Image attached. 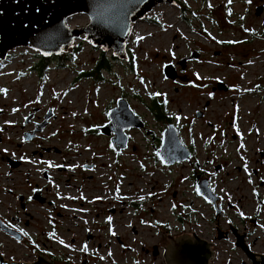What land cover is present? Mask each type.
Segmentation results:
<instances>
[{
    "label": "rangeland",
    "instance_id": "rangeland-1",
    "mask_svg": "<svg viewBox=\"0 0 264 264\" xmlns=\"http://www.w3.org/2000/svg\"><path fill=\"white\" fill-rule=\"evenodd\" d=\"M89 22L79 13L67 25ZM135 26L127 59L82 37L66 54L19 47L0 65V214L27 235L18 241L0 229L5 260L167 264L168 236L196 233L214 244L210 264H251L237 226L264 254V0H175ZM103 58L102 78L84 76ZM120 98L145 127L127 130L129 145L117 153L99 127ZM158 100L171 121L151 109ZM169 123L194 157L165 166L155 149ZM196 170L221 195L224 215L200 204ZM36 190L44 202L31 198Z\"/></svg>",
    "mask_w": 264,
    "mask_h": 264
},
{
    "label": "water",
    "instance_id": "water-1",
    "mask_svg": "<svg viewBox=\"0 0 264 264\" xmlns=\"http://www.w3.org/2000/svg\"><path fill=\"white\" fill-rule=\"evenodd\" d=\"M163 3L175 5V0H0V65L11 51L19 47H28L45 57L66 54L74 41L82 37L104 51H112L116 57L127 59V42L134 25ZM262 12L263 6L257 7L256 14L260 15ZM79 13L89 17V24L81 28H69L67 20ZM197 57L194 52L191 56L182 58L179 64L185 68L189 60ZM163 71L168 78L178 77L173 64L165 65ZM217 86L221 89L228 88L223 82H218ZM144 127V120L131 108L129 101L120 98L116 107L108 112V122L99 127V131L111 137L112 148L120 153L129 145L127 130ZM27 136L28 134L24 139ZM155 153L165 166L185 162L192 155L190 148L183 143L178 127L173 123H169L164 129L160 147L155 149ZM197 190L205 200L217 207L219 197L209 186V180L197 176ZM34 198L43 201L39 192L35 193ZM216 210L219 215L221 210L218 207ZM0 229L18 241L23 240L22 234L1 218ZM232 233L237 238L236 245L245 252L251 264H264V254L254 252L247 244L248 234L240 235L238 226L232 228ZM168 239V243L162 246L167 264H210L216 256L214 244L196 233L168 236ZM158 253L155 247L154 254ZM0 264L49 262L41 255L35 262H9L0 253Z\"/></svg>",
    "mask_w": 264,
    "mask_h": 264
},
{
    "label": "flooded vegetation",
    "instance_id": "flooded-vegetation-1",
    "mask_svg": "<svg viewBox=\"0 0 264 264\" xmlns=\"http://www.w3.org/2000/svg\"><path fill=\"white\" fill-rule=\"evenodd\" d=\"M185 80H187V78H185ZM214 90H215V88H214ZM49 113H50V114H49L48 117H46V120L49 119V117L52 115V111L49 112ZM29 119H30V118H29ZM144 122H145V121H144ZM46 123H47V122H45V124H43V126L46 125ZM167 125H168V124H167ZM163 131H164V130H163ZM190 150H191V152H192V155H191V158H192V157H194V152H193L192 149H190ZM262 154H263V153H262ZM191 158H190V159H191ZM254 172L256 173L257 171L254 170ZM197 176H200L201 179H207V180H209V186L213 189L214 193L219 197V200L217 201V207L221 210V213H220L219 215H224L223 208H222V204H221V195L218 194V193L215 191L214 187L212 186V184H211V182H210L209 177H207L205 174L199 172L198 170H196V171H195V174H194L195 192H196L197 198H198V199H202V200H204V201H205L206 203H208V204H211L212 207H213V209L215 210V213L217 212V210H216L217 207L215 208V206H214L212 203H210V202H208L207 200H205V198H203V197L199 194V192H198V190H197ZM262 184H264V182H263ZM36 192H39V195L41 196V193H42L41 190H36L35 193H36ZM34 195H35V194H34ZM34 195L31 197L32 199H35V198H34ZM19 198H20V199H23V196H20ZM42 198H43V201H42L41 199H40V201H41V202H44V201H45V198H44V197H42ZM257 198L260 200V203H261V204L264 203V197L261 198V195H260V196H258ZM35 200H36V199H35ZM216 216H217V213H216ZM0 218H1V220H2L4 223H6L7 225L11 226L13 229H15L16 231H18L19 233H21L22 236H23V239H26L27 235H25L26 233H24V231H21L20 229H18V228L15 226V224L9 222V221L7 220V218H5L4 216H2L1 214H0ZM250 220H251V222H252L253 225H257V224H258V223H257V220H255V219H250ZM250 224H251V223H250ZM247 244H248V242H247ZM251 244H252V243H251ZM156 247H157V246H156ZM154 248H155V246H154ZM213 250H214V249H213ZM148 251H149V250H148ZM158 252H159V251H158ZM164 253H165V251H163V255H164ZM51 257H53V256H51ZM33 262H35V261H33Z\"/></svg>",
    "mask_w": 264,
    "mask_h": 264
},
{
    "label": "trees",
    "instance_id": "trees-1",
    "mask_svg": "<svg viewBox=\"0 0 264 264\" xmlns=\"http://www.w3.org/2000/svg\"><path fill=\"white\" fill-rule=\"evenodd\" d=\"M104 55V54H103ZM43 59H45L43 57ZM40 66L42 69L45 68V61L40 63ZM110 69V65L107 63V60L103 58L94 68L93 72H86L84 73V76H92L93 74L98 75V78H102V72L108 71ZM155 106L151 105V109L155 111L156 117L159 119H165L167 118V121H171V117H168L166 115L164 104L161 103V101L158 100V104H154Z\"/></svg>",
    "mask_w": 264,
    "mask_h": 264
},
{
    "label": "built area",
    "instance_id": "built-area-1",
    "mask_svg": "<svg viewBox=\"0 0 264 264\" xmlns=\"http://www.w3.org/2000/svg\"><path fill=\"white\" fill-rule=\"evenodd\" d=\"M216 191V190H215ZM217 192V191H216ZM218 193V192H217ZM219 194V193H218ZM199 200H201V203L200 204H206V205H208V206H210V207H212V205L211 204H208V203H206L204 200H202V199H199ZM259 202H260V200H259ZM221 204H222V202H221ZM261 204V203H260ZM229 206H232V204L230 203V205ZM213 208V207H212ZM222 208H223V212H224V214L226 213V209H224V207H223V204H222Z\"/></svg>",
    "mask_w": 264,
    "mask_h": 264
},
{
    "label": "bare ground",
    "instance_id": "bare-ground-1",
    "mask_svg": "<svg viewBox=\"0 0 264 264\" xmlns=\"http://www.w3.org/2000/svg\"><path fill=\"white\" fill-rule=\"evenodd\" d=\"M143 19H145V18H143ZM140 21H143V20H140ZM136 24H138V22H137ZM136 24H135V25H136ZM135 25H134V27H136ZM56 91H57V95H61V92H62V91H61L59 88H56ZM60 91H61V92H60ZM45 97H46V95H43L41 98L44 99ZM63 111L66 112V109L63 108ZM86 213H87V212H86Z\"/></svg>",
    "mask_w": 264,
    "mask_h": 264
}]
</instances>
